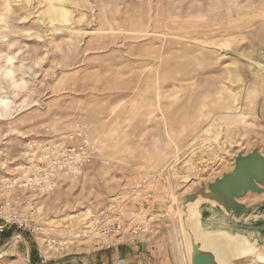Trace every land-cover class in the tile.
Wrapping results in <instances>:
<instances>
[{"label":"rangeland","instance_id":"374dc122","mask_svg":"<svg viewBox=\"0 0 264 264\" xmlns=\"http://www.w3.org/2000/svg\"><path fill=\"white\" fill-rule=\"evenodd\" d=\"M64 4L69 23L53 21L43 0H0V99L9 103L0 120V176L18 164L25 140L83 126L94 161L82 178L42 197L48 223L70 228L162 169L168 185L155 187L159 232L149 244L160 261L156 243L167 248V264H187L180 221L192 203L184 206L185 198L231 173L236 156L257 150L264 158V0ZM241 200L254 205L264 193ZM206 219L239 237L230 264L259 263L264 242L239 256L253 235ZM12 234L0 236V264H37L35 240L17 243ZM115 254L87 246L50 264H117Z\"/></svg>","mask_w":264,"mask_h":264},{"label":"built area","instance_id":"2783aa9c","mask_svg":"<svg viewBox=\"0 0 264 264\" xmlns=\"http://www.w3.org/2000/svg\"><path fill=\"white\" fill-rule=\"evenodd\" d=\"M83 126L69 134L24 141L20 160L11 173L0 176V236L9 231L11 240L36 242L37 264H50L84 247L111 251L118 246L133 247L147 242L159 232L161 202L157 184L168 185L157 170L137 185L111 196L106 206L71 220L49 224L42 214L41 199L65 182L83 177L93 161V150ZM117 264H120L118 262Z\"/></svg>","mask_w":264,"mask_h":264},{"label":"bare ground","instance_id":"6f19581e","mask_svg":"<svg viewBox=\"0 0 264 264\" xmlns=\"http://www.w3.org/2000/svg\"><path fill=\"white\" fill-rule=\"evenodd\" d=\"M43 2L47 4L45 12L54 13L53 21H55L58 16L63 23H69V12L65 7L64 0H43ZM8 109L9 103L0 99V120H2ZM214 142H216V138L214 139ZM199 202L200 200L196 204ZM209 203L211 205H218L221 203V200L211 201ZM196 204H190L187 206L184 211L186 218L182 217V221H180V225L183 228L182 241L184 243L186 253H188L187 264H193V247L198 250L199 257L203 260H207L210 264H230V262L234 261L231 250L232 247L239 241V237H237L236 234L232 235L227 233L224 228L221 230H212L214 227L212 225L213 222H209L210 219H206V227L203 228L200 225V214L196 211ZM227 214L230 215L228 212ZM250 240L246 238V243L240 253L238 252L239 256H252L256 254V241ZM257 262H259L258 264L264 263V255L260 253L257 254Z\"/></svg>","mask_w":264,"mask_h":264},{"label":"water","instance_id":"95a60500","mask_svg":"<svg viewBox=\"0 0 264 264\" xmlns=\"http://www.w3.org/2000/svg\"><path fill=\"white\" fill-rule=\"evenodd\" d=\"M198 193L201 195L195 196ZM248 193H264V158L257 150H254L246 156H236L234 158V168L231 173L223 174L221 178L215 179L206 186L201 185L195 193L185 198L184 206L188 202H191V205H195L197 202L196 198L200 197V202L196 204V211L198 212V205L200 203L221 200V203L215 206L222 210L230 221L238 220L246 212L245 206L240 204L239 200ZM230 227L238 229L235 225H231ZM192 262L193 264H210L207 260L199 257L198 250L194 247Z\"/></svg>","mask_w":264,"mask_h":264},{"label":"crops","instance_id":"0c3cea01","mask_svg":"<svg viewBox=\"0 0 264 264\" xmlns=\"http://www.w3.org/2000/svg\"><path fill=\"white\" fill-rule=\"evenodd\" d=\"M239 203L245 206L246 212L240 219L233 221H230L228 216L225 215L217 206L211 205L209 203H200L198 205L200 220L203 219L206 221L205 214L209 213V215L214 216L215 218H223L226 224L229 222L233 223L238 227L236 230L250 232L253 235L251 236L252 241L254 240L258 243L264 242V201L254 205H250L244 200H239ZM150 242L151 241L149 240L147 242L141 243V245H136L133 247H116V262H120V264H167L165 261L167 255L165 253H167V248H164L162 243H156L157 249L159 251L158 254L163 256V260L160 261V259L155 258L154 252L151 251L153 244H149ZM121 251L124 252L121 254Z\"/></svg>","mask_w":264,"mask_h":264},{"label":"trees","instance_id":"16d2710c","mask_svg":"<svg viewBox=\"0 0 264 264\" xmlns=\"http://www.w3.org/2000/svg\"><path fill=\"white\" fill-rule=\"evenodd\" d=\"M35 252V251H34Z\"/></svg>","mask_w":264,"mask_h":264}]
</instances>
